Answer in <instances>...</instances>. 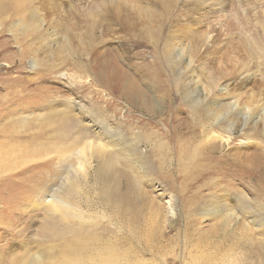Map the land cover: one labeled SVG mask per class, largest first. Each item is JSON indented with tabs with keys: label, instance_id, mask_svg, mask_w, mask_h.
Here are the masks:
<instances>
[{
	"label": "rangeland",
	"instance_id": "374dc122",
	"mask_svg": "<svg viewBox=\"0 0 264 264\" xmlns=\"http://www.w3.org/2000/svg\"><path fill=\"white\" fill-rule=\"evenodd\" d=\"M6 1L0 0V128L15 124L3 133L18 130L21 145L38 146L31 139L47 137L37 136L36 126L48 125L34 124L35 116L68 105L75 120L83 121V109L108 123L91 119L80 130L66 124L58 130L67 133L51 139L54 150L0 173V264H264V178L257 173L264 169V0H232L220 16L210 15L223 40L201 60L212 43L209 30L185 34L189 8L201 0ZM110 7L116 17L108 27L98 24ZM117 28V36L108 31ZM242 75L253 81L241 87ZM228 79L235 81L223 97L237 106L221 107L219 116L248 113L230 132L194 97L204 88L218 93ZM139 92L142 107L129 104ZM153 104L166 113L147 111ZM84 130L112 136L130 156L112 154V173L90 155L86 171ZM225 135L229 144L214 157L244 156L243 181L200 175L212 158L204 153L207 138L220 145ZM214 192L231 215L222 209L200 217ZM53 194L64 198L68 216L51 206Z\"/></svg>",
	"mask_w": 264,
	"mask_h": 264
},
{
	"label": "bare ground",
	"instance_id": "6f19581e",
	"mask_svg": "<svg viewBox=\"0 0 264 264\" xmlns=\"http://www.w3.org/2000/svg\"><path fill=\"white\" fill-rule=\"evenodd\" d=\"M46 1L50 4H52L54 2V0H46ZM55 1L58 3L57 5H59V0L58 1L55 0ZM231 2H232V0H201L200 4H199L200 5L199 8H197V4H196L198 2H195L194 4L191 3V4H193V6H191L190 8L188 7L189 8V14H188V12H186V14H188V15H186V19L191 20L190 21L191 24L188 23L189 25L188 24L185 25V31H186L185 34L187 36H190V35H192L191 31L195 32L197 29H200V27L205 26L206 30L207 31L209 30L208 33L206 32L207 36L211 37V42H212L210 45L204 46V49H202V51L199 52V54L197 56V60H201L200 58L202 56H205L206 53H208V55L210 53H212L213 51L210 50L212 48V46L215 45L216 43L222 42V40H223L222 39L223 38L222 29H221V26L217 25L219 22L211 23V19H209V21H208V17L210 15H211V17H215L216 14H217V16H220V14H222L223 12L228 10ZM13 3H15V2L12 0H7L6 2H2V4L5 6H11ZM198 9H200L201 11H198ZM180 10H182V9H180ZM113 17H116V14H114V9L112 7H110L108 11H104L102 18L98 20V24H102V22H105V26L108 27V25L111 23ZM178 21L180 22V20H178ZM187 21H185V22H187ZM182 25H183V23H182ZM192 25H194V28L192 27ZM180 29H182V28H180ZM120 30H121L120 28L108 29V31H111L112 33H114V36H117L118 31H120ZM185 34L183 33V35H185ZM183 35H182V37H183ZM74 36H76V35H74ZM218 45L219 44H216V48ZM186 63L189 64V66L191 64H194L193 58L190 56L189 60L186 61ZM182 65L183 64H181V66ZM241 74L242 73H240V75ZM234 81H235L234 79H228L225 81L224 84L221 85V87L219 86L217 90H220V91H218V93L221 92V94L216 93L214 91V89L212 90V87H211V92L206 90V88H204V89L200 90L196 94V96H194L195 99L197 98L196 100H198V101H200L199 98L201 97L200 99L205 106L204 110L206 112L207 117H211L212 115L215 114L216 116L213 119L217 121L222 116V118L224 119L223 120V127L225 128V131H228V132H230V130H229L230 126L235 125L233 123L234 121L240 123L242 116L245 117V114L248 116V113H239L238 117L228 116L227 113L221 114V116H219V111H220L219 109L221 107L227 106V108H231L230 110L232 111L237 106L235 100L232 101L231 99H229L228 101L225 102V98L223 97L224 94L222 93V92L225 93V91L227 90V87H229L230 85H233ZM252 81H253V77L252 76L250 77L249 75H242L238 79V82L241 85V87H244V85H246L248 82H252ZM99 93L100 92H98V91H93V95H95V96H97V95L99 96ZM143 99H144V94L142 92H139L138 94H136L134 97L131 98L129 104H135V105L139 104V106L142 107L141 105L143 104V101H144ZM52 104L53 103L48 102V105H52ZM146 109L150 113L155 114V116H157V117H161L162 114L166 113V110H165L166 107L165 106L164 107H162V106L158 107L157 105L153 104V105L146 107ZM49 111L50 112H43L41 114L38 113L35 116V118L33 119V122L36 125L37 124L48 125V128L45 131H40V128L36 126V131H38L36 133V135L37 136L39 135L40 137H45V139L47 137V140H44L42 142V140H39L37 137H34V139H31V140L37 139L36 141L41 142L40 144H37L38 146H35V144H34L35 147H32L33 145L32 146L30 145L31 147L29 145L27 146V144L21 145V133L18 130L15 133L11 134L12 135L11 137H9L6 133H3L4 132V130H2V129H4L3 126L9 128L10 125L15 124L14 120L13 121L12 120L5 121L4 122L5 124L1 125L2 129L0 128V135H2V137L4 139H0V144H4V146L2 147L0 145V173H2V172L5 173V171L13 170L17 166V164H19V163L21 164V163H24L28 160L34 159L35 157L38 158L40 156L45 155L46 153H48L47 152L48 147L50 149L54 150V146L51 145L54 141L51 139H54V136H57L61 139L67 132L60 133L58 128L66 126V124H68V125L73 124L74 126H76L77 130H80L81 128L83 129V127H84V125L81 122L91 121V119L94 122H96V124H97L96 118H99V120L103 121V123H105V125H107V123H108L106 117H103L102 115H99L98 117H96L94 114L89 115L88 111H86V110L83 111V109L81 111V113H83L81 115H83V117H84L83 121L80 122L78 120H75L73 110H72L70 105L65 107L60 112H54V111L52 112V110H49ZM260 113H261L260 115H262V118L264 119V111L262 110V111H260ZM86 114H88V115H86ZM257 121H260V117L258 115H255V122H257ZM26 123L29 124V122H26ZM263 125H264V121H263ZM190 128H188L186 134L191 132ZM90 131H92V130H90ZM107 131H109V130H107ZM51 132H52L51 136H53V137L48 139L49 138L48 136ZM81 134H83L84 137L86 138L85 145L81 149V152H82L81 154H86V157L88 156L86 158V167H85L86 171H87L88 167L90 166L89 160H88L90 158L89 156L94 154V155H96V156H98L104 160L102 166L105 170L114 173L116 171V167H115L114 162L112 160V157H113L112 154L116 156V152L120 151V149L121 150L125 149V147L118 145L117 141L115 139H112L113 138L112 136H105L103 134L94 135L91 132H88L86 130H84V132ZM170 135H173L172 130L170 131ZM187 137H191V136H187ZM182 139H183L182 137H176V136L174 138L175 142H177V143L180 142ZM250 139H251L250 137H247V140H250ZM229 140H230L229 135H225V137L220 136V141H221L220 143L221 144L217 145V143L215 144V143H213L212 140L207 138V140L204 144L205 145L204 153L208 157H212V158H211L210 166L208 165L207 169L203 170L200 173L201 176L202 175H206V176L209 175V178L212 180V179H214V176H217L220 173H227L228 178H233L231 176H234V177L237 176L240 179V181H243L244 176H245V158H244V156H239V157H236L235 159L233 158L235 161L230 159L229 157H227L226 156L227 154L226 155H220V156L217 155L214 157V154L216 152H218V148L220 149L223 146V144H229ZM64 146H66L68 148L69 145L64 141ZM85 149L88 151L87 153L85 152ZM55 150H56V152H59L58 148H55ZM122 151H124V150H122ZM123 155L124 156H126V155L130 156L128 153L126 154V151L123 152ZM129 165L131 166V164H129ZM135 165L136 164L134 163V165H133L134 168H135ZM133 167L131 166V168H133ZM125 168H127V167H125ZM257 173H258L260 178H262V179L264 178V169L261 165L259 166ZM214 195H215V192H214ZM49 196H47V197H49ZM201 197L202 196H200L198 193L197 199L201 198ZM49 199L51 200V202H50L51 206L54 207L55 209L59 210L62 214V215L60 214L61 216H64V217L68 216L70 211L65 208V205L67 203L63 197H60V195L57 196V195L53 194V197L50 196ZM221 199H223V198H221ZM169 204H170V207H172V204L171 203H169ZM226 206H227L226 203L224 201H221L220 198H218L216 195L213 197L211 195L210 198H208V200L205 203H202L201 208L198 209V213H199L198 215L202 218L203 217L209 218V217L215 216L216 214H219L220 211H222V209L223 210L226 209L224 211L225 214L231 215L230 209H227ZM78 212L81 213L80 210ZM74 243H75V241H74ZM78 245H79V243H78Z\"/></svg>",
	"mask_w": 264,
	"mask_h": 264
}]
</instances>
